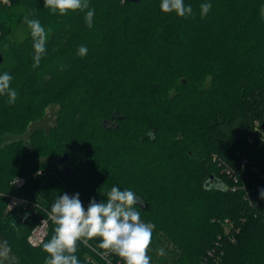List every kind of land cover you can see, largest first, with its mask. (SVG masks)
<instances>
[{"label": "trees", "instance_id": "trees-1", "mask_svg": "<svg viewBox=\"0 0 264 264\" xmlns=\"http://www.w3.org/2000/svg\"><path fill=\"white\" fill-rule=\"evenodd\" d=\"M8 1L0 75L18 93L14 104L0 95L9 264H45L55 225L37 247L28 237L58 197L79 193L87 209L113 186L133 191L141 220L155 226L150 264H264V0H184L185 17L163 13L161 0H88L65 15L44 0ZM203 3L212 7L202 17ZM17 11L47 33L39 66L26 24L22 41L10 39ZM48 108L54 125L29 132ZM12 198L22 202L8 211ZM99 243L78 242L80 264H124Z\"/></svg>", "mask_w": 264, "mask_h": 264}, {"label": "clouds", "instance_id": "clouds-1", "mask_svg": "<svg viewBox=\"0 0 264 264\" xmlns=\"http://www.w3.org/2000/svg\"><path fill=\"white\" fill-rule=\"evenodd\" d=\"M44 7L65 15L69 11L88 9V0H44ZM212 5H200L201 16H206ZM160 9L163 13H175L185 17L192 13L191 6L185 7L184 0H161ZM264 12V9H262ZM25 17L24 23L30 29L34 49V67L39 66L42 55L46 52L47 33L38 19ZM94 9L88 10L85 22L89 28L93 26ZM88 49L83 44L77 49V55L84 57ZM63 70V65H61ZM13 77L4 72L0 75V95H7L8 103L14 104L18 93L10 88ZM260 198L264 199V189L260 190ZM76 193H67L58 197L48 212V218L55 225L51 239L43 244V251L48 254L45 264H80L77 256L78 242L88 245L89 241L99 238V248L117 255L124 264H150L148 250L151 245L154 225L141 220L136 210L140 201L131 190H121L113 186L107 193L106 202L90 201L85 210ZM10 253L7 241L0 242V262ZM163 255V249L158 251Z\"/></svg>", "mask_w": 264, "mask_h": 264}, {"label": "rangeland", "instance_id": "rangeland-1", "mask_svg": "<svg viewBox=\"0 0 264 264\" xmlns=\"http://www.w3.org/2000/svg\"><path fill=\"white\" fill-rule=\"evenodd\" d=\"M12 25H13L14 31H13V34L10 37V39L11 40H15V41H22L25 38L26 34H27V28H26L25 24L20 23V17H19V12L18 11L15 14V20H14ZM5 47L6 46L4 44L0 45V55H2L4 57H6ZM55 112H56V108H48L45 118L40 123L34 124L30 128L29 132H32L36 128L48 129L49 127L53 126L54 123H55V118H56ZM19 139H22V140L28 142L29 134H26V135H23V136H18V137H16V136H7L3 140H4V142H11V141H14V140H19ZM226 230L228 232L233 230L231 224L226 227ZM10 258L11 257H10V254H9L8 257L6 259H3L2 262H0V263L1 264H9Z\"/></svg>", "mask_w": 264, "mask_h": 264}, {"label": "built area", "instance_id": "built-area-1", "mask_svg": "<svg viewBox=\"0 0 264 264\" xmlns=\"http://www.w3.org/2000/svg\"><path fill=\"white\" fill-rule=\"evenodd\" d=\"M6 3L9 2L8 0H4ZM14 182L16 184H21V179H15ZM20 202V200L16 198H12L8 205V211L13 210ZM83 205V204H82ZM84 206V205H83ZM85 210L86 207L84 206ZM48 226H49V218L42 219L39 224L32 230L30 236L28 237V242L31 246L37 247L42 244L45 237L48 233Z\"/></svg>", "mask_w": 264, "mask_h": 264}, {"label": "water", "instance_id": "water-1", "mask_svg": "<svg viewBox=\"0 0 264 264\" xmlns=\"http://www.w3.org/2000/svg\"><path fill=\"white\" fill-rule=\"evenodd\" d=\"M127 1H130V2H134V3H138L140 2L141 0H127ZM3 62V56L0 55V64ZM263 128H264V123H263Z\"/></svg>", "mask_w": 264, "mask_h": 264}]
</instances>
